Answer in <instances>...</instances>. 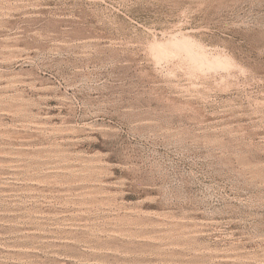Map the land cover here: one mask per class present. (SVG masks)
I'll list each match as a JSON object with an SVG mask.
<instances>
[{"label":"rangeland","instance_id":"rangeland-1","mask_svg":"<svg viewBox=\"0 0 264 264\" xmlns=\"http://www.w3.org/2000/svg\"><path fill=\"white\" fill-rule=\"evenodd\" d=\"M0 264H264V0H0Z\"/></svg>","mask_w":264,"mask_h":264}]
</instances>
